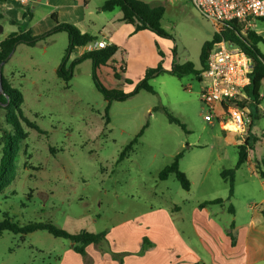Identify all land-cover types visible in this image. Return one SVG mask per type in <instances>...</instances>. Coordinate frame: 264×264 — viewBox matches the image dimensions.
Instances as JSON below:
<instances>
[{"label": "rangeland", "instance_id": "374dc122", "mask_svg": "<svg viewBox=\"0 0 264 264\" xmlns=\"http://www.w3.org/2000/svg\"><path fill=\"white\" fill-rule=\"evenodd\" d=\"M103 1L99 0L100 4ZM143 1L165 9L161 27L171 38L158 42L163 64L191 62L200 69L201 48L211 41L213 24L190 0ZM95 5L96 0H90V7ZM40 10L36 9L39 17ZM112 13L102 12L101 20ZM0 28L2 41L10 31L2 17ZM248 29L264 38V20H255ZM258 47L264 57V44ZM67 48V34L53 33L34 46L19 44L4 64L3 76L21 93L23 116L36 129L22 122L27 137L18 154L15 178L0 193V219L8 216L21 226L51 223L70 234H97L151 207L170 209L177 204L187 216L193 202L219 198L223 202L209 208L222 226L229 228L233 221L231 206L237 213L236 222L243 221L247 204L261 196L256 174L263 170L257 167L264 158L262 113L241 137H249L250 161L236 169L238 152L232 144L244 142L217 123L204 121L200 95L205 80L198 81L192 74L181 79L168 73L155 74L149 81L154 94L142 90L123 102H112L106 124L108 103L93 84L90 60L74 68L69 82L57 76ZM81 52V48L76 49L67 66ZM135 84L125 88L131 92ZM260 103L264 110V98ZM0 122L8 127L3 115ZM144 126L132 149L119 160ZM3 147L0 143V160ZM179 153H183L179 170L191 183L189 194L173 175L166 180L159 178ZM224 170H235V187H254L255 198L249 201L237 188L235 197L228 199L229 179L221 177ZM70 245L46 231L26 236L4 232L0 236V264H59Z\"/></svg>", "mask_w": 264, "mask_h": 264}, {"label": "crops", "instance_id": "0c3cea01", "mask_svg": "<svg viewBox=\"0 0 264 264\" xmlns=\"http://www.w3.org/2000/svg\"><path fill=\"white\" fill-rule=\"evenodd\" d=\"M100 3L96 0V5L91 8L90 0H0V17L10 27L8 36L19 33V28L34 36L42 35L53 28L52 16H55L59 22L74 25L81 33L96 36V42L114 44L124 51L128 79L138 83L147 69L156 68L162 60L158 54L161 51L159 38L146 30L134 32L133 25L119 21L122 13L117 9L102 21L100 7L103 3ZM36 9L43 10V13L39 11L41 17ZM81 49V54L87 51L86 47ZM163 67L170 68L166 64ZM261 113L264 116L262 110L254 114ZM241 137L244 134L236 135L234 139L241 143L249 139L248 136L246 139ZM256 175L261 186L259 200L247 204L240 223L236 222L237 213L231 206L234 218L229 228L218 222L209 206L199 208L203 201L193 202L187 216L177 204L170 209L151 207L109 228L105 232L106 243L100 247L88 246L85 259L72 250L71 244L59 264H264V180ZM237 188L245 192L249 201L255 198L254 187L234 185L230 200L235 197ZM238 192L240 194V189Z\"/></svg>", "mask_w": 264, "mask_h": 264}, {"label": "trees", "instance_id": "16d2710c", "mask_svg": "<svg viewBox=\"0 0 264 264\" xmlns=\"http://www.w3.org/2000/svg\"><path fill=\"white\" fill-rule=\"evenodd\" d=\"M120 10L122 17L119 20L122 23L130 24L134 26V32L149 31L159 39L171 38L161 27V20L165 13V9L162 5L151 6L150 4L142 0H105L100 7L101 12H112L114 10ZM54 26L46 33L34 36L30 31H20L19 33H12L4 40L0 42V117L4 116V122L8 127L4 128V125L0 122V143H3V155L0 160V193L7 188L14 180L16 174V164L18 160V154L22 143L25 141L27 134L25 133L22 122L28 127L36 129V126L26 118H24L21 105L23 103V97L21 93L10 87L5 77L3 76L4 64L10 59L14 53L15 48L19 44H25L27 46H34L36 42L49 36L50 34L57 32H65L68 36V48L66 55L56 71L57 76L65 82H69L73 76L74 68L85 60L91 62V75L92 81L97 91L106 100V124L109 123L107 118L108 111L112 102H123L128 98L137 95L140 91H146L154 94V90L149 84V81L158 73H168L181 79L186 75H195L198 81H202L201 74L206 67L208 56L213 49L214 45L225 40L231 46L238 48L245 53L250 60L252 70L250 73V85L246 88V93L252 98L254 104H259L262 100L260 94L264 96V57L259 50V44H264V38L261 34L247 29L243 32V29L236 21L231 22L228 27H225L219 33H214L211 41L206 42L201 48V54L199 58L200 69H196L194 64L187 62L185 64H179L173 62L169 69L163 67V61L156 68L147 69L144 77L134 85L131 92L126 91V86L133 85L128 79L126 74V62L124 59V51L122 48L109 44L103 49H93L82 53L79 57L75 58L69 66L68 60L70 55L78 48H84L90 44H94L97 40L96 36H92L86 33H81L78 28L70 23L59 22L55 16H52ZM264 20V19H261ZM159 56L163 59L161 51L158 52ZM175 56V52H173ZM245 103L242 104V106ZM255 105L252 106L251 115L253 120L257 118L254 114L256 112ZM172 122L179 123L175 120ZM183 127L182 125H180ZM142 128L140 133L134 138L130 144L121 153L119 160L125 157V154L132 149V146L137 142L138 138L142 135ZM250 148L248 139L238 146V161L236 169H239L243 164L247 162L248 150ZM183 153H179L174 157L173 162L166 166L159 174L160 180H166L170 175H173L179 182L181 188L185 191L190 189V182L186 175L179 170V162ZM259 169L264 168V159L257 162ZM235 170H224L221 173V177L224 180H228L229 195L228 199L233 196L234 190V173ZM259 177L264 180L263 170H259ZM223 200L217 199L214 201H208L200 204L199 208L202 209L206 206L221 204ZM230 212L233 213L232 207ZM36 231H46L54 238H62L68 240L72 246V250L79 254L83 259L86 257V248L88 246H101L106 243V233H89L82 231L78 234H70L65 230L55 227L51 223H30L24 226L11 220L8 216H3L0 219V236L4 232H9L14 235L26 236ZM232 244L235 240L233 236Z\"/></svg>", "mask_w": 264, "mask_h": 264}, {"label": "built area", "instance_id": "2783aa9c", "mask_svg": "<svg viewBox=\"0 0 264 264\" xmlns=\"http://www.w3.org/2000/svg\"><path fill=\"white\" fill-rule=\"evenodd\" d=\"M24 2L28 0H23ZM199 14L214 26V33L236 21L243 32L257 19H264V0H190ZM103 41L86 46L87 51L103 49ZM86 51V52H87ZM252 66L249 57L225 40L211 50L201 74L206 81L200 95L205 107L204 121L217 123L225 132L243 135L253 124L252 106L264 111L262 104H254L246 93L250 85ZM260 98H264L260 94ZM245 103L243 106L242 104Z\"/></svg>", "mask_w": 264, "mask_h": 264}, {"label": "water", "instance_id": "95a60500", "mask_svg": "<svg viewBox=\"0 0 264 264\" xmlns=\"http://www.w3.org/2000/svg\"><path fill=\"white\" fill-rule=\"evenodd\" d=\"M2 29L0 28V31H1ZM3 66V64H1L0 65V68ZM0 76H1V73H0ZM0 85H1V80H0ZM0 88H2L1 86H0Z\"/></svg>", "mask_w": 264, "mask_h": 264}]
</instances>
